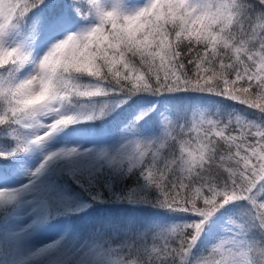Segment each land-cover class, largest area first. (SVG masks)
Masks as SVG:
<instances>
[{
    "label": "snow or ice",
    "instance_id": "snow-or-ice-1",
    "mask_svg": "<svg viewBox=\"0 0 264 264\" xmlns=\"http://www.w3.org/2000/svg\"><path fill=\"white\" fill-rule=\"evenodd\" d=\"M105 191L163 214L32 244ZM0 221V264H264V0H0Z\"/></svg>",
    "mask_w": 264,
    "mask_h": 264
},
{
    "label": "trees",
    "instance_id": "trees-1",
    "mask_svg": "<svg viewBox=\"0 0 264 264\" xmlns=\"http://www.w3.org/2000/svg\"><path fill=\"white\" fill-rule=\"evenodd\" d=\"M176 102L179 104H182L183 102L187 103L188 99L179 98V99H176ZM251 111H254V110H251ZM127 183L131 185V181H128ZM104 195H105L104 200H106V197H109V194L107 193V191H105ZM109 206H111L110 211L107 212L105 201L104 203L98 204V205L94 203L92 207L88 210V212L83 215L82 220L77 222V225L81 226V229L90 227L91 226L90 224L92 223L97 224V225L99 223H111L116 226H123V225H126L129 221H133L137 224H140L148 219L147 216L149 214L139 213L138 211L136 212L132 208V206H130L126 201H120L119 203L115 205H109ZM80 216H81V213L76 217L80 219ZM61 218L62 217L52 220L46 226H49L52 223H57V222L61 223V220H60ZM74 222L75 221L73 218H68L66 221V224L71 223L74 225ZM45 229L46 227L43 228V230ZM2 231H3L2 221H0V233H2ZM33 264H37V262L33 261Z\"/></svg>",
    "mask_w": 264,
    "mask_h": 264
},
{
    "label": "rangeland",
    "instance_id": "rangeland-1",
    "mask_svg": "<svg viewBox=\"0 0 264 264\" xmlns=\"http://www.w3.org/2000/svg\"><path fill=\"white\" fill-rule=\"evenodd\" d=\"M24 182V177H17L16 180L14 181V183H22ZM109 198V197H106ZM26 220H18L16 222L15 225L13 226H18L20 224L26 223ZM90 225H94V223L90 224ZM47 227V229L45 230H40L38 233H36L33 237H32V244L35 245H43L44 243H48V242H52L53 240L57 239L62 232V225H57V226H45ZM44 227V228H45ZM79 228H81V226H78Z\"/></svg>",
    "mask_w": 264,
    "mask_h": 264
}]
</instances>
